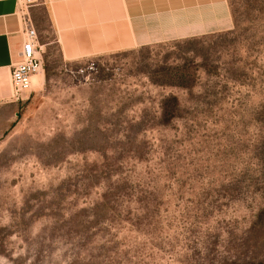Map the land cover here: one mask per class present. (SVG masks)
Returning a JSON list of instances; mask_svg holds the SVG:
<instances>
[{
    "label": "rangeland",
    "instance_id": "1",
    "mask_svg": "<svg viewBox=\"0 0 264 264\" xmlns=\"http://www.w3.org/2000/svg\"><path fill=\"white\" fill-rule=\"evenodd\" d=\"M52 1L29 8L43 72L0 100V264H264V0L78 53Z\"/></svg>",
    "mask_w": 264,
    "mask_h": 264
},
{
    "label": "crops",
    "instance_id": "2",
    "mask_svg": "<svg viewBox=\"0 0 264 264\" xmlns=\"http://www.w3.org/2000/svg\"><path fill=\"white\" fill-rule=\"evenodd\" d=\"M89 1L51 2L59 28L65 22V28H61L65 44L82 46L81 50L75 48L77 53L85 49L105 50L108 45H146L231 26L225 0H119V16L114 20H108L106 12L92 7ZM19 5L20 0H0V100L3 101L8 84L11 85V67L23 42Z\"/></svg>",
    "mask_w": 264,
    "mask_h": 264
},
{
    "label": "built area",
    "instance_id": "3",
    "mask_svg": "<svg viewBox=\"0 0 264 264\" xmlns=\"http://www.w3.org/2000/svg\"><path fill=\"white\" fill-rule=\"evenodd\" d=\"M34 0H20L19 13L23 42L18 52V59L10 70V81L17 98L29 92L31 79L43 72L42 47L38 32L29 14V8ZM27 92V93H28Z\"/></svg>",
    "mask_w": 264,
    "mask_h": 264
},
{
    "label": "bare ground",
    "instance_id": "4",
    "mask_svg": "<svg viewBox=\"0 0 264 264\" xmlns=\"http://www.w3.org/2000/svg\"><path fill=\"white\" fill-rule=\"evenodd\" d=\"M39 74V73H38ZM38 74H36V75H34L33 77H32V79H31V81H32V83H31V85L33 84V78H34V83H36V80H37V76H38ZM11 82V81H10Z\"/></svg>",
    "mask_w": 264,
    "mask_h": 264
}]
</instances>
